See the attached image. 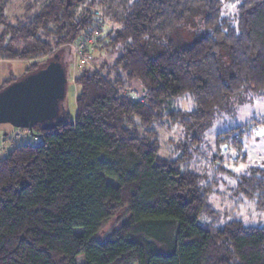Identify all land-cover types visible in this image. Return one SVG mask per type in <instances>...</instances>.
Segmentation results:
<instances>
[{"label":"trees","instance_id":"1","mask_svg":"<svg viewBox=\"0 0 264 264\" xmlns=\"http://www.w3.org/2000/svg\"><path fill=\"white\" fill-rule=\"evenodd\" d=\"M11 2L0 0V59L29 66L0 90L51 62L68 72L70 44L98 27L94 49L117 55L115 71L102 56L78 68L76 114L62 100L36 123L43 145L0 157V264H78L81 253L85 264H264V226L222 223L233 211L210 203L212 181L180 166L217 112L264 95V0H24L9 14ZM158 123L186 133L177 155L162 152ZM241 126L218 141L237 143ZM228 172L231 191L264 210V164Z\"/></svg>","mask_w":264,"mask_h":264},{"label":"rangeland","instance_id":"2","mask_svg":"<svg viewBox=\"0 0 264 264\" xmlns=\"http://www.w3.org/2000/svg\"><path fill=\"white\" fill-rule=\"evenodd\" d=\"M23 2L24 0H12L8 9L9 14L15 11H22ZM233 12H235V8L231 5L227 4L223 8V13L228 14ZM195 21L196 20H191L188 24L190 29H193L192 27L195 25ZM70 47L71 63L67 72L68 80L63 100L66 109L70 115L74 117L77 110L76 96L79 90V86L75 83L74 76L80 66L78 64L76 47H74V44H70ZM116 55L117 53L110 49L101 50V52L93 49L88 63H94V57L96 59L102 56V58L107 59V64L115 71L114 64ZM20 66H23L21 62H13V71L16 73ZM23 73H16L14 76L19 77ZM131 84L132 89L127 90L132 91V93H130L137 98H143L140 80L134 78L131 80ZM246 122H249L248 126L244 125ZM165 125L166 124L159 123L156 125L162 143V152L177 155L176 152L178 149L176 145L178 144L179 138L186 137L187 135L176 127L169 128ZM239 125H242L241 128L244 129V132H241V128H236L232 130L230 134L239 136L240 141L237 143H231L229 141L230 143H227L228 141L226 140L227 142L225 144L218 141L219 135H227L223 132L224 130ZM12 130L13 125L10 122L6 120L0 121V141L1 136H3L5 132H11ZM261 132H264V95L254 94L251 96L247 95L246 97L243 96L242 100L238 101L234 108L216 113L212 124L204 131L202 140L196 147L190 146V155H188L186 160L180 161V166L182 168L192 169L198 172L201 175L203 183L212 181L213 187L209 191V201L214 208L233 211L234 214L232 213L221 217L220 221L222 223L236 216L242 219L246 224L264 226V210L258 209L253 200L248 198L241 200L238 195H235L231 191L235 179L230 177L228 172V170H232L240 173L246 171L249 165L264 164V135H261ZM230 139H232V137L228 140ZM227 147L229 152L226 153L225 148ZM7 150L0 151V157L9 153V150L8 152ZM215 155H219V157L216 158L214 157ZM222 155L225 157L224 160L222 159ZM242 155H245L246 158L244 159ZM119 218L120 216L114 218V220H111L105 225V235L119 225ZM76 261L78 264H85L84 254H79Z\"/></svg>","mask_w":264,"mask_h":264},{"label":"water","instance_id":"3","mask_svg":"<svg viewBox=\"0 0 264 264\" xmlns=\"http://www.w3.org/2000/svg\"><path fill=\"white\" fill-rule=\"evenodd\" d=\"M67 72L51 62L0 90V121L33 128L52 119L66 91Z\"/></svg>","mask_w":264,"mask_h":264},{"label":"built area","instance_id":"4","mask_svg":"<svg viewBox=\"0 0 264 264\" xmlns=\"http://www.w3.org/2000/svg\"><path fill=\"white\" fill-rule=\"evenodd\" d=\"M96 14L102 23L105 18L103 12L101 10H97ZM101 29V27H98L93 32L85 35L83 38L73 43L77 50L76 54L80 67H84L88 63L91 58V50L92 48L94 49L95 45H103L98 35ZM44 143L45 137L42 133L35 132L29 127L13 126V130L11 132H5L4 135L1 136L0 151H6L7 149L10 151L12 148L19 145L37 147L43 145Z\"/></svg>","mask_w":264,"mask_h":264},{"label":"crops","instance_id":"5","mask_svg":"<svg viewBox=\"0 0 264 264\" xmlns=\"http://www.w3.org/2000/svg\"><path fill=\"white\" fill-rule=\"evenodd\" d=\"M13 62H21L23 66L18 68L16 73H23L28 67L29 61L26 59H0V82L8 77L14 76L16 73L13 71L12 64Z\"/></svg>","mask_w":264,"mask_h":264},{"label":"snow or ice","instance_id":"6","mask_svg":"<svg viewBox=\"0 0 264 264\" xmlns=\"http://www.w3.org/2000/svg\"><path fill=\"white\" fill-rule=\"evenodd\" d=\"M260 134H261V135H264V132H261Z\"/></svg>","mask_w":264,"mask_h":264}]
</instances>
